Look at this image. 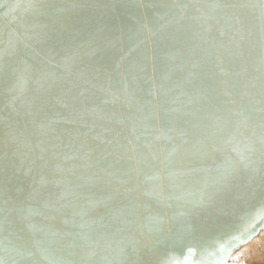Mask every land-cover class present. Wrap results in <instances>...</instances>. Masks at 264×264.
Returning a JSON list of instances; mask_svg holds the SVG:
<instances>
[{
    "label": "water",
    "instance_id": "water-1",
    "mask_svg": "<svg viewBox=\"0 0 264 264\" xmlns=\"http://www.w3.org/2000/svg\"><path fill=\"white\" fill-rule=\"evenodd\" d=\"M39 2L55 7L40 14L28 8L29 0H0V54L7 51L10 41L17 52L16 58H0V205L11 197L27 196L34 187L33 206L55 216L52 225L62 230L64 220L72 219V205L83 203L76 201L71 191H65L64 182H72L73 188L87 185L81 191L94 198L109 196L107 185L98 183V175H103L100 169L116 165L111 171L126 179L117 161L125 167L135 165L136 154L131 149L146 142L141 135V118L158 114V119L146 121L149 126H158L175 107L166 103L162 87L166 91L183 80L188 90L211 97L213 90H223L225 81L234 78L233 73L245 66L251 70V62H258L261 50L259 36L249 42L244 29L240 34L232 29L236 36L232 43L228 36L219 37V30L226 29V22L232 21V10L223 5L235 0ZM113 2L121 6L116 27L100 33L86 28L80 31L84 27L81 20L106 11L92 5ZM72 4L83 7H68ZM174 4L188 7L183 11L171 9ZM213 4L221 7L210 9L208 6ZM209 12L210 43L188 38L185 27L191 24L193 31L199 32L193 18ZM57 18L65 20L69 27L62 33L63 44L53 47L54 41L44 39L43 34L50 32L46 26ZM161 25H165L164 29L157 31ZM161 41H165L163 49ZM38 68L44 74L35 71ZM21 75L27 81L23 93L13 90ZM137 135H141L139 141ZM129 139L133 144L128 143ZM86 152L91 154L87 162L92 167H85L82 157ZM70 156L78 158L66 159ZM74 165V172H69ZM57 167L64 171H56ZM206 167H214L211 159ZM7 177L11 179L5 187ZM17 189L22 191L18 193ZM141 199L150 203L154 212L160 211L150 197ZM61 204L68 207L52 211ZM181 211L163 209L166 233L174 236L186 232L185 243L196 247L195 259L204 264H217L223 255L220 246L224 245L228 249L224 256L227 264L245 234L257 235L264 228V165L259 155L253 157L249 169L230 181L229 188L214 204L191 218L182 216ZM40 219L34 217L36 222ZM169 248L170 261L182 259L179 246L172 249L169 244Z\"/></svg>",
    "mask_w": 264,
    "mask_h": 264
},
{
    "label": "snow or ice",
    "instance_id": "snow-or-ice-1",
    "mask_svg": "<svg viewBox=\"0 0 264 264\" xmlns=\"http://www.w3.org/2000/svg\"><path fill=\"white\" fill-rule=\"evenodd\" d=\"M54 7L39 0H29L28 4L29 9L40 14ZM92 7L106 11L98 17L81 20L79 23L84 27L80 31L86 28L100 33L117 26L119 4L113 2ZM170 7L183 11L188 6L174 4ZM208 7L215 9L221 5ZM223 7L232 10V21L226 22V29L219 30V37L228 36L230 43L235 42L233 28L237 34L244 29L243 34L249 42L258 35L261 50L258 62H251V70L245 66L233 73L234 78L230 82L225 81L221 92L213 90L211 97L188 90L183 80L166 91L162 87L166 103L175 107L166 113L168 119L158 126L146 123L149 119H158V114L141 118V135L146 142L131 149L136 154L135 165L125 167L122 161H117L124 169L122 175L126 179L121 178V173L111 171L116 165L108 164L100 169L103 175H98V183L107 185L109 196L94 198L81 191L87 185L77 184L73 188L72 182H64L65 191H71L75 200L83 203L72 205V219L64 220L62 230L54 229L52 222L55 216L46 215L33 206L34 187L27 196L17 195L4 200L0 205V264H204V261L195 259L196 247L185 243L186 232L174 236L166 233L163 209H180L182 216L194 217L214 204L229 188L230 181L239 172L250 168L257 154L264 165V0H235ZM211 18L210 12L194 17L199 32H194L189 24L184 29L186 36L210 43L207 37L212 31ZM46 27L51 30L44 33L43 38L52 39L53 47L63 44L62 33L69 27L67 22L57 18ZM164 27L161 25L157 31ZM164 46L165 41H161L160 48ZM205 51L210 54V50ZM3 55L17 57L11 41L0 58ZM25 71L31 69L26 68ZM35 71L44 74L42 68ZM26 82L23 75L17 77L13 90L23 93ZM133 131H136L135 127ZM141 135L136 136L137 141ZM148 137L152 139L148 140ZM128 143L131 145L133 141L129 139ZM90 155L86 152L82 157L85 167L93 166L87 162ZM77 158L66 157L70 160ZM210 159L213 168L206 167ZM74 170L75 165L68 169L69 172ZM56 171L64 170L57 167ZM165 172L167 176L163 175ZM209 173L212 175H207ZM10 179L6 178L5 187ZM155 180L161 182L152 183ZM21 191L17 189L18 193ZM142 196L150 197L160 211L154 212L151 204L141 199ZM66 207L61 204L52 211L60 212ZM36 216L41 218L39 222L34 220ZM169 244L172 249L180 247L182 259L170 261ZM220 252L223 255L217 264H225L224 256L228 249L221 245Z\"/></svg>",
    "mask_w": 264,
    "mask_h": 264
},
{
    "label": "clouds",
    "instance_id": "clouds-1",
    "mask_svg": "<svg viewBox=\"0 0 264 264\" xmlns=\"http://www.w3.org/2000/svg\"><path fill=\"white\" fill-rule=\"evenodd\" d=\"M253 244H264V232H261L259 235L245 234L242 237V245H238L234 254L238 255L244 248ZM245 264H264V253L245 261Z\"/></svg>",
    "mask_w": 264,
    "mask_h": 264
},
{
    "label": "rangeland",
    "instance_id": "rangeland-1",
    "mask_svg": "<svg viewBox=\"0 0 264 264\" xmlns=\"http://www.w3.org/2000/svg\"><path fill=\"white\" fill-rule=\"evenodd\" d=\"M264 244H257L256 249L259 251L258 253H255L253 250L249 251L246 253L245 250H242L239 254L237 255L236 259H232L229 264H245V261L253 258V257H258L259 254L264 253ZM245 252V253H244ZM242 255V256H241ZM236 254H234L233 257H235Z\"/></svg>",
    "mask_w": 264,
    "mask_h": 264
},
{
    "label": "bare ground",
    "instance_id": "bare-ground-1",
    "mask_svg": "<svg viewBox=\"0 0 264 264\" xmlns=\"http://www.w3.org/2000/svg\"><path fill=\"white\" fill-rule=\"evenodd\" d=\"M261 232H264V228H262L260 231H259V233L257 234V235H259ZM256 246H257V244H253V245H251V246H249V247H247V248H244L243 250H245L246 251V253H248L249 251H251V250H253L255 253H258L259 251H257V249H256ZM264 249V248H263ZM245 253V252H244ZM238 255H240V254H238ZM260 255V254H259ZM233 256H234V254H233ZM242 256V255H241ZM237 258V255L235 256V257H231L230 258V260H229V262L232 260V259H236ZM229 262L227 263V264H229Z\"/></svg>",
    "mask_w": 264,
    "mask_h": 264
}]
</instances>
